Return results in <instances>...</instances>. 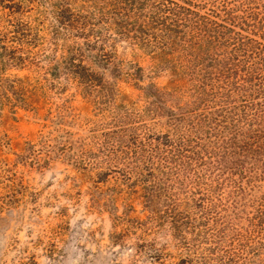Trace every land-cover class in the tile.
Wrapping results in <instances>:
<instances>
[{
	"label": "rangeland",
	"instance_id": "1",
	"mask_svg": "<svg viewBox=\"0 0 264 264\" xmlns=\"http://www.w3.org/2000/svg\"><path fill=\"white\" fill-rule=\"evenodd\" d=\"M48 1L88 5L0 0V264H264V223L255 221L264 183L237 189L202 165L179 176L136 169L121 152L174 138L171 118L200 111L177 56L114 36L116 69L91 51L75 58L105 83L87 94L64 59L84 40ZM263 1L186 7L222 24L229 17L264 43Z\"/></svg>",
	"mask_w": 264,
	"mask_h": 264
},
{
	"label": "trees",
	"instance_id": "2",
	"mask_svg": "<svg viewBox=\"0 0 264 264\" xmlns=\"http://www.w3.org/2000/svg\"><path fill=\"white\" fill-rule=\"evenodd\" d=\"M83 2L88 4L85 8L72 9L70 2L48 1L56 22L84 40L83 45L75 47L72 57L64 59L87 94L105 83L75 58L82 60L85 50L91 51L95 58L116 69L110 60L114 36L144 50L177 56L178 69L193 83V103L200 111L171 118L176 138L168 133L157 143L135 140L131 142L134 146L119 145L128 164L136 163V169L153 165L162 174L178 170V176L180 170L187 169L195 174L202 165V175L216 170L213 181H230L237 189L244 179L252 187L256 182L264 183V43L236 32L233 27L237 25L229 17L222 24L191 9L193 4L198 5L196 0ZM152 95L158 98L161 94L155 91ZM187 120V126L180 129L178 123ZM149 201H153V195ZM255 221L264 223V194Z\"/></svg>",
	"mask_w": 264,
	"mask_h": 264
}]
</instances>
